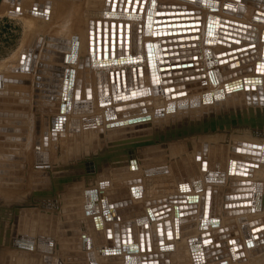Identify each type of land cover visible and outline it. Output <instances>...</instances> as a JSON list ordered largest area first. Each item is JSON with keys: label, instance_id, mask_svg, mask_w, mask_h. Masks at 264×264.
Returning <instances> with one entry per match:
<instances>
[{"label": "rangeland", "instance_id": "rangeland-1", "mask_svg": "<svg viewBox=\"0 0 264 264\" xmlns=\"http://www.w3.org/2000/svg\"><path fill=\"white\" fill-rule=\"evenodd\" d=\"M245 1H246V5L248 4L250 6L252 4V2L249 3L250 1L248 2L247 0ZM214 2L217 3L215 5L216 8L214 7L205 8L196 3L185 1V0L184 1L183 0H173V1L172 0L170 1L169 0H158V1L157 0H52V1L50 0H0V87L10 86L11 78H13L14 80L18 79L19 83L21 84V87L25 89L26 91L30 92L28 93L31 94V98H35V96L38 100H41V99L43 100L46 97L57 98V92H54L49 89H44V87L39 88L38 86V84L45 86L44 83H47V84L50 83V82H46L45 80H52L53 77L51 76V74H57V72H51V71L56 70V69H51L47 66H45L43 69H39L41 68L39 64L44 63V62H50V63L57 64V65L67 66V61L69 59L71 60V53H69V51L54 49V48H57L55 46L56 44L47 42V44L45 45V43L48 37L57 38L59 40L64 39L62 34H60L61 31H59V29L57 30V28L59 27L60 29H64L65 27L68 26L67 24L72 25L70 21L68 22L64 19H65V16L68 15V17L69 16L71 17V15L74 13L77 16L79 27L81 26L79 28V32L77 33L78 36L81 34H82L81 36L88 34V30L91 29L88 24L90 23V26H92L93 28L92 31L96 33L97 32L99 33L107 32L108 34H112V35H115V33H117V31H119L120 28L125 32V27L127 28L130 27L129 29L126 28L127 29L126 32L128 30H131L130 33L129 31L127 32V34L129 33L128 36H131V34H133L132 36L135 35L138 37V39H140L138 43L136 44V47L138 49L139 56L141 57V63L138 66L133 67L135 69L137 89L140 87V85L142 86L141 77L149 80L150 73L146 72L148 71V69L146 70L147 68L146 66H148V64H151L153 62L157 68L161 66L170 67L171 65L181 66V65L190 64L191 66L187 68H179L175 70H170L168 72L165 71L162 73L166 74V73H171V72H182L184 70H190V71L192 70L193 73L190 76L200 77L199 78L200 80H198L197 78L195 79L196 80L195 82V80L192 77L186 76L185 78L175 80L174 81L175 83L172 82L171 84L173 86H171L168 80L172 81L175 78H172V77L161 78L160 77L162 81L159 79V82H161L159 84H161V86L158 84L159 86L157 87L159 89H163V91H165L164 89L174 88V87H177L178 85L185 86V85H193L196 83H201L200 86H194L192 88L184 89V87H181L182 90H180L177 93L172 92V93L167 94L166 96L163 95L162 97H160V98H168L171 101L174 100L173 102L175 103V107L178 109L177 111H175L176 113H178L176 115L177 117H171L169 119H163V117L149 119V118H152L149 116H153L154 114L169 111V110H164L166 108V105L163 102H161L162 100H159V101L157 100L158 103H156L155 100H154L155 102L151 101V96L154 94L152 93L153 92L152 89H151L150 98L149 99L146 98L145 102L143 100L145 98H131L130 99L131 100L130 102L133 104H138L139 100H141L140 108L137 106V113H139V119L144 120L146 119V117H148V119L146 120H148L149 123L142 122L140 126L136 127L138 129L132 128V130L130 129L131 131L118 130L116 132L119 134L124 133V135H128L129 133H132L135 130L136 132L141 131L140 135L144 134L143 136H147L149 135L147 132L151 130V133L153 134L152 141L154 143L159 142L161 144L156 145V146L146 147L147 149L150 148V150L152 151L142 153V155L147 154V157H148V158L143 157L144 160L149 159V158L151 159V157L149 156H152L153 154L154 156H157V157L158 155H161L164 158L165 154L167 153L166 155H168L169 161H170L167 163V161L165 160L164 162L161 161L160 163L159 160H161L162 158L161 156H159L158 158L152 157L151 160L154 161L155 165L154 163H152L151 168H153L154 166L155 167L154 169H159V168H160L159 170L164 169L166 173L161 174V175L149 176V177H146L142 173H140V175L136 177L140 180V183L138 185L141 190V194L137 196L138 198V200H136L137 203L136 202L134 203V199L131 198L133 197L131 190L133 188H136L134 185L133 186H113L118 183V182L116 183L113 181L117 180L116 179L117 176L132 174V173H124V172L129 170L128 167L130 168V164H131L130 157L136 154L135 152L137 151L139 152L140 151L139 149L136 151L135 150H129V151H124V152L117 151L116 154L119 156V158L120 157L122 158V155H123L124 159L120 161L118 159V156L115 155L114 157H116L118 161H116L117 163H111L112 165L109 163V160H108L109 158H111V155L107 154L110 157L108 158V156H106L105 158L106 161L105 159L102 160L104 158L103 157L102 159H98L97 162H95V164L87 167V169L91 170L89 171L88 175L84 174L83 172H80L82 171V168L78 166L77 169H81L79 171L80 175L76 176L74 179H67L66 181H63L62 179H57V177L52 179V182L60 185L58 189H61V190L68 188V187H76V186L80 187L83 185L86 186V183L90 181L91 178L95 179V181L97 182V184L94 185L95 191H97L96 203L99 204L101 208L103 207L102 209L104 211H109L111 213L110 214L111 216L112 214L115 215V211L120 210V208L119 209L112 208L111 205H113L114 207L116 205L120 206L119 204L124 206L125 202L123 203L117 202V203L112 204V203H108L106 201V198L112 195L118 196L120 194H122L124 197V195L126 196L127 194L129 196L128 200L131 202V204L128 206H125L126 209H128L129 207H135L138 203H139L138 206H140L141 204V210L142 208L143 210L145 208L148 209L147 210L148 212L146 210L144 211L145 214L149 213V215H146L148 216V221L146 220L144 227H146L145 229H147V231L148 229L149 231H152L151 232V237H152L151 243H154V242L156 243L157 245L156 250L157 251L164 250L163 246H164L165 241H171L170 245H171L172 251L170 249H167L170 251V257L176 254L178 258H181L182 260H184V264H196L200 262H204V264H216V263L239 264L240 262L246 263L248 259L245 258V256H250V257L256 256V254L254 253L255 249H257L255 243L256 241L257 242L262 241V238H260L259 236H258L259 237L258 239L257 237H255L253 238L255 240H253L245 232L242 233L241 229L239 228V222H241L240 220H232L231 223L226 224L224 229L227 228L225 230L230 232L228 234L226 233V235L224 234L223 230L219 228L221 227V222L218 219L216 220L213 219L214 222L210 223L212 226L211 228H206L205 225L203 226L202 224L203 221L206 220L205 218L207 214L205 213L207 212L208 201H209L205 199L206 191H209L211 193V191L214 188H216L217 185L219 184H223L224 186H227L225 192L229 193V192H233L232 189L234 185L236 184H243L247 186V188L251 187V189H253V185L254 184L257 185L256 183H258V181L264 183V177L260 176L261 173H259V167L255 166L254 164L255 162H251L249 160H248L249 162L243 160L241 163V166L244 163L249 164L250 169L248 170V174L244 176H240V173L238 172L239 174L236 173L237 179L235 178L236 174H234V172L237 166L235 164V161L232 162L234 158L230 153H231V146H233V143H230V141L236 142L237 140H240L239 139L240 136H238V134L237 135L234 134V136H232L231 139L227 137L224 138L223 137L224 134L221 133L223 132V130L225 132V126L223 124L224 122L222 121L223 118H221V116L218 117L220 109H222L221 107L222 104H225L226 100L233 98L231 97L230 92L232 93L233 91L234 93V91L237 92L238 90L240 91L243 89V87L241 86H244V85L241 84L242 83L240 82L241 80H237V82H235L236 79H241L245 77L243 78L245 81L250 79L249 82L254 83L253 81H255V78H259V76H261L260 75L261 72L258 71V68H259V65L264 67V25L261 23L259 24L255 22L253 20V16L251 13L249 14L250 16L249 15L244 16V14L241 16V14L238 15V14H233L231 12L225 11L222 8V6L224 5L222 4L223 0H218V2L216 1ZM219 2L222 5L219 4ZM34 3H36V9L33 7ZM45 9H47V14L44 13ZM65 21L66 23H64ZM74 25L76 26L77 23H75ZM53 28L56 31L53 32ZM112 28L113 29L116 28L117 30L114 29L116 30V32L114 30L110 32ZM216 29L217 30L219 29L220 31H217ZM230 31H232L233 33H231ZM209 33H210V36H209ZM204 35L205 37L207 36L208 38H205ZM213 36H215L216 38H214ZM180 38L182 39L189 38V41L187 43L194 44V47H191V49H189L190 51H188L185 54H182V56L180 57L177 56V59L185 58V57L187 58H185V60L183 59L184 61L182 62L181 60L180 61L177 60V63H174V64H171V63L167 65L163 64L162 61H164L166 58L164 59L162 55L167 54L169 52L164 53L163 51H160L161 45H159V42L162 40L164 41L168 39H180ZM220 38L221 39L223 38V39L221 40ZM52 40L53 39H50V41ZM67 40H70V42L74 41L77 43L76 50L72 54L75 60L78 61L79 59H84V58L87 59V57L89 59L91 58L92 53L89 52L88 49L86 48L85 39L76 37V38H67ZM222 41L225 42L224 43L225 45L223 44ZM187 43L184 42L181 44H187ZM151 44L153 45L152 46L153 47L152 57L151 55L149 56V53L147 51L148 46ZM179 44H180L179 42L175 43V45H179ZM243 47H248L246 52H249L252 49L255 51V53H253L251 57L248 55L252 60L248 64L244 66H240L239 68H235L233 70L224 71V68L221 69V65L219 64V62L225 59L227 60L230 57H233V54L228 55V53L233 50L241 49ZM42 49H45V51L46 49L50 51L53 50L54 53H51L50 51H48L49 54H52V55H47V58L43 59L45 54H42ZM39 54L43 55V57L41 58ZM222 54H224L225 56L220 57V55ZM214 55H215V58H214ZM57 56H60V58L62 57L61 62H56L57 59L55 60V58H57ZM155 57H157L158 59L157 58L155 59ZM100 58L101 57H98V59L96 60L97 66L95 67V71H94V75H96V79H95L96 98H99L100 97L99 94L102 95L103 93L101 79H100L102 68L100 65L98 66V63L100 62L99 60ZM167 58L169 59V57ZM76 66L77 64L73 65L72 67L74 68ZM97 67L100 69L101 72L98 70ZM247 67H251L252 69L251 72L242 74L240 76L231 78L229 80L222 79L223 75L226 76L227 74H230L232 72H235L240 69L247 68ZM133 68H130V74H132L131 70ZM38 72L45 77L40 78L38 76ZM210 72H211V75H210ZM187 73H189V71H187ZM218 73H219V77L217 80ZM147 74L149 76H147ZM208 74L209 76H207ZM215 74H217L216 77H215ZM19 77H21V79ZM177 77L179 78V76ZM54 79L55 78H53V80ZM182 79H184L185 80L184 82H187V83H184ZM211 79L212 81L217 80V83L216 82L213 83ZM57 80L58 79L56 78V81ZM58 81L60 82V80ZM230 81L232 83H230ZM176 82L180 84H176ZM168 84H170L169 87H167ZM155 86H153L152 88H154ZM42 90L54 92V94H44V93H41ZM192 91L194 92L192 93ZM157 93L158 92L156 91L154 94V98L159 97ZM170 94L172 95V97L174 96L172 99H171ZM5 95L18 96L20 94L16 92L6 93L4 91H1L0 93V102H8L9 104H16V101L13 102L12 99L1 97ZM24 95L25 94H22L21 96L25 97ZM206 98L208 99L206 100ZM213 98H216L214 99V101L216 100V103L212 100L213 101V104H212L210 100ZM60 100L61 98H59L58 101H55V103L56 104L59 103ZM148 100L150 103L148 102ZM202 100H204L203 101L205 102L204 104H206V101H207L213 107L214 106L216 107V105L219 106V104L220 106L219 107L217 106L218 109L216 107L215 112H214L215 108L213 109V111L211 108L210 110L211 113H208L209 111L206 110L207 107L204 108L203 105H201ZM234 102H237V101H234ZM145 103H147L148 105L147 104L145 105ZM50 104L54 106L53 103L50 102ZM182 107H185V108L182 110ZM48 108H49V105H48ZM51 109H53L54 111H57V108H53V107L49 108L50 111ZM3 110L10 111V110H20V109L18 106L16 107V106H10L8 104L7 105L0 104V113H6V112H3ZM204 110H206V112H204ZM217 110H219V112ZM24 111H26V108ZM168 115L170 116L171 114H168ZM23 117H25V119L27 118L25 114L23 116L21 115L19 116V118H23ZM59 117L63 119V123H65L66 125L68 124V121L70 120L67 118L68 116L64 117V116H61L60 114ZM2 119L4 118H1L0 116L1 126H5V124H10L8 122H4L5 119L4 121H1ZM35 119L38 120L39 116L35 115L34 120ZM46 119L44 118V120ZM166 120H168L169 122ZM241 120L242 122L237 127L239 128L246 127L247 125L244 123V121L248 122L249 120L247 119H241ZM20 124L26 125L25 120L21 121ZM213 124H215L213 126L214 129H211ZM167 126H170L169 127L170 129ZM159 127L160 128L162 127L163 129L161 128V131L158 132L159 134L157 133V135H155L154 130L159 131L160 130ZM165 127H167L169 131ZM35 129H38V127H35ZM55 129H57V126L55 127ZM200 129H202V131L204 130L208 132L203 131L202 133ZM16 132L22 134V133H25L26 130L25 128H21L18 131L16 130ZM209 135H211L210 136V138L212 137L211 139L209 138ZM214 135L216 136L214 137ZM259 136H260L259 133L244 132L242 138L246 139L247 142L252 143L251 148H254L253 145L260 143L258 139ZM37 137H38V134H37ZM84 137H85V131L82 132V139H84ZM196 137H197V140H199V138H201V140H199V142L198 141L195 142ZM159 138L160 139L162 138V139L158 140ZM59 139H60L59 146L65 147L63 145V144H67L65 141V137L61 136L59 137ZM82 139H80L79 134L74 138V140L78 143L80 141H82V143L87 142V140L83 141ZM7 140H11V137H9ZM95 140H96L95 138L91 139V142ZM67 141H68L67 150H69L70 145H72L73 139L69 138V140ZM209 141L211 143L212 142L214 143L211 144ZM208 142L210 145H207ZM35 144L36 146H38L39 144L37 138H36ZM55 145L56 144L54 141L51 146V155L54 152L53 153L54 156L52 155L54 158H55ZM160 145H162L161 149L160 148L158 149V146ZM206 145L209 147V149ZM213 145H215L217 148ZM163 146L164 147L166 146V147L162 149ZM0 147L4 149V150H0V154H1L0 163L2 164L0 165V187L1 185L2 187H5V184H2V183H6L7 187L8 185L11 186V187L10 186L8 187V189L11 188L9 189L10 191L13 188L12 192L16 188H19V189L24 188L23 181H22L23 183L19 184L21 182L20 175L22 171L18 169H14L15 167H17V165L4 167V164H6L5 161H8L7 156H10V160L14 161L16 164L17 162L18 163L20 162L19 160L23 158V155H22L23 149L21 148L22 145H17V144L8 145V144H4L0 142ZM60 147H58V150H59L58 155L61 157V155H63L65 151H64V148L62 147L60 148ZM105 148L106 146H104V149ZM146 148L143 147L140 149L141 151H144V149ZM215 151H216V154H215ZM67 153H69V151ZM94 154H96V150ZM195 154H197L199 158L201 159L203 158V160L205 161H201L198 164V161L195 158ZM105 155H106V152H105ZM61 159H63V156L61 157ZM229 160L231 161L232 164L230 163ZM178 161H180L179 168L176 166ZM226 161H229V162H226ZM53 162H55V159ZM205 162L207 163V165ZM15 163H11V164H15ZM216 163H217V168L214 167ZM226 163H230L228 164L229 165L228 167ZM257 163H260V162L257 161ZM162 165L165 167H163ZM134 168L137 169L138 167H134ZM142 168L144 170V167ZM232 168L234 170L233 174L231 173ZM1 169L5 171V174L3 173ZM104 169L105 171L107 170V173L103 172ZM114 171L116 173H119L118 171H121L123 174H117V175H113L112 177H110V181H112V188L108 190L109 188L108 175L114 174ZM137 171L138 172L136 173H139V168L137 169ZM14 177H19V179L14 178ZM136 178H132V179L129 178V179L135 180ZM98 181L99 182L103 181L104 183H101V182L99 183ZM12 183L13 184L17 183L18 185L15 184L13 187ZM219 189H222V187L219 186L218 191ZM119 190H126V192H118ZM1 192H4V191L0 190V195H1ZM115 192H118V193L113 194ZM76 194H78V192L74 193L70 197L72 199H75ZM56 195H57V188L51 199L45 200L44 202L42 201L41 203H44L45 205H47L51 201L54 202V199L55 200L57 199ZM101 195L103 198L101 197ZM11 197H10V200H8L10 204H8L9 202H7L6 205H5L6 200L0 197V228H1L0 229L1 230L0 231V264H11V262L12 264H26V261H25L26 255L33 254V255L38 256L39 253L35 251V248L33 250H29V249L27 250V249H22V248L20 249L17 247H13L14 245L17 246V242L12 243L11 241L14 236V233H13L14 231L10 235L11 237L9 239H6L8 234L5 229V226L2 227L4 221H6V218L12 217L11 221H13L16 215V211L24 207L23 203L26 198L24 197V194L23 195L15 194ZM33 198L34 197H32V199ZM131 200H133V202ZM139 200L142 201V203L139 202ZM151 200H155V201L151 202ZM71 201L74 202V200H71ZM76 202H77L76 204L79 203L78 200H76ZM144 202L146 204H144ZM133 203L134 205L135 204L136 205L135 206L132 205ZM76 204L73 203L71 206H68L67 209H70V210H66V209L62 210L63 216L61 217V220L63 222L65 221L68 222L71 220L74 221L73 219L76 220V218L82 216V214H79V213L82 212L83 208L82 206L78 208L77 207L78 205ZM142 204H144L146 207ZM34 205L38 207L37 203ZM12 206H15V207L12 208ZM64 206H65V203H64ZM162 206H165V207L162 208ZM147 207H149L150 209ZM153 207L154 208L161 207L162 208L161 210L163 211L164 214L162 213V215L157 218L152 216L150 210L154 209ZM137 218H131V219H137ZM187 218H192V220L190 222H181ZM111 221L112 220L110 219L107 221V216L101 215L99 216L98 220H95L93 221V223H90V226L88 223L87 226L91 228L92 232L88 231L86 235L94 239V240L92 239V241L95 244V248L92 249L91 247L88 250L87 254L86 253L84 254L83 252L80 251L81 247L76 249L74 247V245L76 244H72L70 245V247H67L65 248L66 250H64L68 252L69 254L62 256L61 252H58L55 250V252L53 253V256L55 257V259L59 260L61 264H106V259L109 257L108 255L110 256L112 255L111 253L112 248L117 249L116 251H118L120 255L125 254L126 250H128L127 249L128 244L126 242V237L123 233L122 235L124 236V240L123 242L122 240H120V237H121L120 230L119 229L116 230V226L115 227L112 226L111 228L107 229V234L109 237H113V238L115 237L116 240L118 239V242L119 244L121 242L120 245L122 247H120V245L118 244V246L116 247L114 246L115 247L114 248L111 244H108L109 237L107 239L105 238V235L102 236L104 230L108 228L107 224ZM186 224H192L194 226L188 229H184ZM136 227L137 226L135 224V226L132 225L130 228L136 231ZM115 230L118 232H116ZM215 230H222L221 235H223L224 238L219 237L220 234L219 236L214 234L215 238L214 236L212 237L215 241L209 244L207 243L205 245H202L201 240H203L204 238H200L201 234L213 232ZM112 234L113 236H111ZM229 234H230V238H227ZM61 240L64 241V239L60 238L59 242ZM218 244L219 246L215 247ZM203 248H207L208 250L206 251L208 252L217 251V250L220 251L219 254H216L217 261L208 260V258L204 257V254L206 251H203ZM69 249H72V250L75 249L73 251L74 253L78 250L80 252H77L78 255H75V254H72L73 253L72 251L69 252ZM18 250L25 251L26 254L19 253ZM135 253H136L135 256L143 254L142 252H139V251H135L134 253H131V254L133 255ZM33 255L30 257H34ZM69 255H71L72 257H70ZM5 259L7 260V262H5ZM37 260L38 259H36L35 261ZM154 262H156L155 264H168L167 261L165 262L164 261H153V263ZM153 263H150V264H153Z\"/></svg>", "mask_w": 264, "mask_h": 264}, {"label": "bare ground", "instance_id": "bare-ground-1", "mask_svg": "<svg viewBox=\"0 0 264 264\" xmlns=\"http://www.w3.org/2000/svg\"><path fill=\"white\" fill-rule=\"evenodd\" d=\"M50 1H52V0H50ZM185 1L196 3L202 7H205V8L206 7L216 8L215 5L217 3H215L214 1L218 2V0H214V1H212V0H185ZM248 1H250L249 3L252 2V4L250 5L252 7H250L248 4H247L248 5L247 6L245 0H223L222 4H224V5L222 6V8L225 11L231 12L233 14H238V15L241 14V16L243 14L245 16V15H249L251 13L253 16V20L255 22H257L259 24L261 23L264 25V9H263L264 8V3H263L264 0H261V1L260 0H247V2ZM219 4H221V3L219 2ZM33 7L36 9V3L33 4ZM261 8H262V10H261ZM220 9H221V7H220ZM214 11H215V9H214ZM155 13H157V12H155ZM64 20H66L68 22L70 21L72 24V25L67 24L68 25L67 27H65V25H64V27H65L64 29H60L59 27L57 28V30L59 29V31H61L60 34H62L64 39L59 40L57 38H49L48 37L46 39L45 45L47 44V42L48 43L50 42L52 44H56L55 46L57 48H54V49L69 51V53H71V60L69 59L67 61V66L57 65V64L50 63V62H44V63L39 64V66L41 67L39 69H43L45 66H47L51 69H56V70L51 71V72H57V74H55V76H52V77L55 78L54 80H56V78H57L58 80H60V82L57 80V84L53 83V82H51L52 84L51 83H48V84L44 83V85L46 86V87H44V89H49V90H52L54 92H57V98H50V99H45V100L44 99L38 100L36 98V96H35V98H31V94H29L30 92L26 91L25 89H23L21 87V84L19 83L18 79L14 80L13 78H11V82H10L11 85L10 86L0 87V93H1V91H4L6 93L16 92V93L20 94L18 96H9V95L1 96L3 98L12 99L13 102L16 101V104H9L8 102H0V104H4V105L8 104L10 106H16V107L18 106L20 110H10V111L3 110V112H6V113H4L5 116L1 117V118H4L5 121H4V119H2L1 121L8 122L10 124H5V126L0 125V132H1L0 133V142L4 143V144H8V145L9 144L22 145L21 148L23 149V154H22L23 155V158H22L23 161H22V159H20L19 160L20 162L19 163L17 162V164H16L14 161L10 160V156H7L8 161H5L6 164H4V167L17 165V167H15L14 169H18V170L22 171L21 175H20L21 182L19 184L24 182V188H21V189L16 188L13 192H12L13 188L11 191L9 190L11 188L8 189V187L10 185H8V187H7L6 183H2V184H5V187H2V185H1L0 190H2L4 192H1L0 197L6 200L5 205L7 202H9L8 200H10V197L15 195V194H22V195L24 194V197H26L24 200V203H23L24 207L16 212L14 220L11 221L12 217H8V218H6V221H4V223H3L2 227L5 226V229H6L7 234H8V236H7L8 238L6 237V239H9L11 237L10 235L14 231L13 232L14 236H13L11 241H12V243L17 242V246L14 245L13 247H17L20 249L21 248L27 249V250L28 249L33 250L35 248V251L38 252L39 255L38 256L33 255V254L26 255V259H25L26 264H30V263L31 264H61V262H59V260L55 259V257L53 256V253L55 252V250L58 252H61V254L63 256V255L69 254L68 252H66L64 250H66L65 248L70 247V245H72V244H76V245H74V247L76 249L81 247L80 251L83 252L84 254L85 253L87 254L88 250L91 247H92V249L95 248V244L92 241L93 238L86 235L88 233V231L92 232L91 228L88 227L87 225L89 223V226H90V223H93V221L98 220L99 216L104 215V216H107V221L109 219L112 221L107 224L108 228H106V230H104L102 236L105 235V238L108 239L109 236L107 234V229L111 228L112 226H114V227L116 226V230H118V229L120 230V235H121L120 240H122V242H123L124 236L122 234L124 233V235L126 237V242L128 244L127 245L128 250H126V253L123 255H120L119 252L116 251L117 249L112 248L111 249L112 251L110 250L112 255L111 256L108 255L109 257L106 259V264H150V263H153V261H164V262L167 261L168 264H184V260H182L181 258H178L176 256V254H174L172 257H170V251L167 249L171 250V245H170L171 241H165L164 246H163L164 250H161V251L156 250V247H157L156 243L155 242L151 243V239H152L151 232L152 231H149V229L147 231V229H145L146 227H144L146 220L148 221V216H146V215H149V213H147L148 209L145 208L143 210V208H142V210H141V204H140V206H138L139 203L137 205L135 204L136 206L134 205L136 200H138L137 196H139L141 194V190H140V187L138 185L140 183V180L136 177L139 176L140 173H142L146 177L161 175V174L166 173V171L164 169L163 170H159L160 168L154 169L155 168L154 166H153V168H151L152 163H154V161L151 160L152 157L153 158L157 157V156H154V154L153 155L151 154L152 156H149V157H151V159L149 158L150 160L146 159V158L145 159L147 161L144 160L142 153L152 151V150H150V148L149 149L146 148V149H144V151H141V149H139L140 150L139 152L138 151L135 152L136 154H134L133 156L130 157V159H131L130 168L128 167L129 170L127 169L128 171H126L124 173H132V174L117 176V178H116L117 180L113 181L116 183L118 182L117 184H115L113 186H133L134 185L136 188H133L131 190L132 196H133L131 198L134 199V203L132 205H134L135 207H129L128 209L125 208V206H128L131 204V202L128 200L129 196L127 194H126V196L124 195V197L122 194H120L118 196L112 195V196L106 198V201L108 203H112V204L117 203V202H121V203L125 202L124 206H122L121 204H119L120 206L116 205L115 207L113 205H111L112 208H118V209L120 208V210L115 211V215L112 214V216L110 215L111 213L109 211H104L102 209L103 207L101 208L100 205L96 203L97 191H95L94 185H96L97 182L95 181V179L91 178L90 181H88L86 183V186L83 185L80 187H78V186L68 187V188H65L63 190L58 189V187L60 185L52 182V179H54L55 177H57V179H62L63 181H66L67 179H74L76 176L80 175L79 171L81 169H77L78 166L82 168V171H80V172H83L84 174L88 175L89 171H91V170L87 169V167L95 164V162H97L98 159H102L104 157L102 159V160H104L106 158V156H108V155H111V157L112 156L114 157L115 155L118 156L116 154V152H108L109 151L108 150V147H109L108 143L109 142L111 143V141L120 140L124 136V133L119 134L116 131H118V130H120V131L124 130L125 131V129L128 130V129L136 128V127L140 126L142 124V122H148L149 123V121L146 120V119H148V117H146V119H144V120L139 119V113H137V106L140 108V101L141 100H139V102H138L139 105H138V104L131 103L130 102L131 98H145V99H143L145 102L146 98L149 99L151 96V89L153 91L152 93H154V94L157 91L158 92L157 94L159 97L154 98V94H153L151 96V101L155 100L156 103H158L157 100L158 101L162 100L161 102H163L166 105V108L164 110H169V111L162 112L160 110L162 113H158V114H154L153 116H149V117H152L149 119L161 118V117H163V119H169L171 117H177L176 115L178 113H176L175 111H177L178 109L175 107V103L173 102L174 100L171 101L168 98H160V97H162L163 95L166 96L167 94L172 93V92L177 93L180 90H182L181 87H184V89H187V88H192L194 86H200L201 85V83H196L193 85H185V86H179L178 85L177 87L167 88V89H164L165 91H163V89H159L157 87L159 85L161 86V84H159V83H161V82H159L160 77L161 78H170V77L175 78L171 81V83L172 82L175 83L174 82L175 80L185 78L186 76L192 77L194 80L197 78H198V80H200L199 79L200 77L190 76L193 73L192 70L191 71L190 70H184L182 72H171V73H166V74L162 73L165 71L168 72L170 70H175V69H179V68H187V67L191 66L190 64L181 65V66H178V65L172 66L171 65L170 67H166V66L162 67L161 66V67L157 68L154 65L153 61H152L153 63H151V64H148L146 62L148 64V66H146L147 68L146 67L145 68H146V70L148 69V71H146V72L150 73L149 74L150 78H149V80H147L146 78L141 77L142 86L140 85V87L137 89L135 69L133 67L138 66L141 63V57L139 56V52H138V49L136 47V44L138 43V41L140 39H138V37L135 35L132 36L133 34H131V36H128L131 30H128L129 31L128 34H127L128 31L126 32V30L129 29L130 27L127 28L122 24L125 27V32L120 28V30L117 31V33H115V35H112V34H108L107 32H100V33L97 32L96 33L94 31H92L93 28H92V26H90V23H88L89 27L91 28L88 30V34H86L84 36H81L82 35L81 34L78 36L77 33L79 32V28L81 26L79 27V23L77 21L76 14L75 13L72 14L71 17L70 16L68 17V15H67V16H65ZM66 21L64 23H66ZM75 23H77L76 26L74 25ZM29 24H31V23H29ZM62 24H63V22H62ZM124 27H123V29H124ZM234 27H236V26H234ZM114 29H116V28H114ZM114 29L112 28L110 30V32ZM116 30H114V31L116 32ZM54 31H56V30L53 28V32ZM210 33H209V36H210ZM76 37H79L81 39H85L86 48L88 49L89 52L92 53L91 54L92 56L90 59L87 57V59L84 58V59H79L77 61L73 57L72 54L76 50L77 43L74 41L70 42V40H67V38H76ZM204 37H205V35H204ZM213 37L216 38L215 36H213ZM205 38H208V37L206 36ZM50 39H53V40L50 41ZM183 39H184V41H185V39H187L189 41V38H183ZM168 40H171V39H168ZM168 40H164V41L162 40L159 42V45H161L160 51H163L164 53L169 52L167 54L162 55V57H164V59L169 57V60H172V59L174 60L175 57H177V53L188 52V51H190L189 49H191V48H185V49H183L184 51L179 50V52H178V50H177L176 51L177 53H175V50H169V49H167L168 48L167 46L168 45L174 46L175 43L179 42V41L167 42ZM176 40H178V39H176ZM141 43H143V42H141ZM152 46H153L152 44L149 45L148 48L145 46L147 48L149 56L151 55V57L153 55V47ZM247 48L248 47H243L241 49L233 50V51L229 52L228 55L233 54V57H230L227 60L225 59L223 61H220L219 64L221 65V69L224 68V71H226V70L228 71V70H233L235 68H239L240 66H244V65L248 64L252 60L250 57L253 53H255V51L252 49L249 52H246ZM48 51H50V50L46 49V51H45V49H42V54H45V55L43 57V55L39 54L40 57L41 58L43 57V59H46L47 55H52V54H49ZM180 51H182V52H180ZM50 52L54 53L53 50ZM221 56H225V55L222 54V55H220V57ZM98 57H101L99 59L100 62L98 63V66L100 65L102 68V70H101L102 73H101L100 79H101L102 92L103 93H102V95L99 94V96H100L99 98H96V89H95L96 75H94V71H95V67L97 66L96 60L98 59ZM156 58L157 57H155V59ZM56 59H57L56 62H61L62 57L60 58V56H57V58H55V60ZM180 59H183V58H180ZM160 60H162V59H160ZM184 60H185V58H184ZM155 61H157V60H155ZM163 62L164 61H162V63ZM169 63L174 64L177 62H169ZM230 63H232L231 65L233 67H230V68L226 67V65L230 64ZM75 64H77V66L73 68L72 66ZM163 64H165V63H163ZM130 68H133L131 70L132 74H130ZM263 69H264V67L259 65L258 71L261 72L260 73L261 76L258 75L259 78H255V81H253L254 83H252V82L250 83L249 82L250 79L245 81L243 79L245 77H243L241 79H236L235 82H237V80H241L240 82H242L241 84H243L244 86H241L240 84L239 85L241 87H243V89L241 88L242 90H240V91L238 90L237 92L234 91V93L232 91L233 94L230 92V95L233 98H230V99L228 98L229 100H226L225 104H222V106H221L222 109H220V112H219V110H217L219 112V114L216 112L218 114V117L221 116V118H223L222 121L224 123L221 122L225 126V132H224V130H223L224 133L221 132L222 134H224L223 137L224 138L227 137V138L231 139V137L234 136V134H236V135L238 134V136H240V138H239L240 140H237L236 142L230 141V143H233V146H231V153L230 154L234 158V160L232 162L235 161V164L237 166L236 169L239 168V166H241V163L243 160H245L247 162H249V161L255 162L254 164H255V166L259 167V173H261L260 176H262V177H264V126L263 125L253 126L249 123L250 121H248V122L244 121V123L247 125L246 127H240L239 128L237 126L242 122L241 119L249 120L248 118H251V120L253 122H256V123H257V121H262L264 119V70ZM98 70L100 71L99 68H98ZM251 70H252L251 67L243 68V69H240L238 71L227 74L226 76L223 75L222 79L223 80H229L231 78L240 76L242 74L249 73V72H251ZM158 71L160 72V74ZM187 71H189V73H187ZM217 72H218V70H217ZM182 73H184V74H182ZM149 75L147 74V76H149ZM210 75H211V72H210ZM216 75L217 74H215V77H216ZM38 76L40 78L45 77L42 74H40L39 72H38ZM142 76H144V75H142ZM177 76H179V78ZM207 76H209V74ZM218 77H219V73L217 75V80H218ZM19 78L21 79V77H19ZM202 78H203V76H202ZM210 78H211V76H210ZM217 80L212 81V79H211V81L213 83L214 82L217 83ZM168 81H170V80H168ZM182 81L184 82L185 80L182 79ZM195 82H196V80H195ZM184 83H187V82H184ZM230 83H232V82L230 81ZM170 84H168L167 87H169ZM176 84H180V83L176 82ZM176 84H174V85H176ZM38 86H39V84H38ZM153 86H155V87L152 88ZM171 86H173V85L171 84ZM207 86H209V85H207ZM98 87H99V85H98ZM134 88H135V91L132 92L131 90H133ZM122 89L125 92L121 95ZM140 90H142V91H140ZM193 92L194 91H192V93ZM2 94H3V92H2ZM22 94H25L24 95L25 97L21 96ZM129 94H131V95H129ZM170 96H171V99L174 97V96L172 97L171 94H170ZM237 97H239V98H237ZM59 98H61V100L59 103H57L58 104L57 105L55 103V101H58ZM21 99H23V100H21ZM24 99H26V100H24ZM207 99L208 98H206V100ZM214 99H216V98H213L210 100L212 102V104H213ZM47 100H49V101H47ZM169 100H170V102H169ZM203 101L204 100H202L201 105H203L204 108L207 107L206 110L209 111L208 113H211L210 112L211 108H212V111L215 108L214 109V112H215L216 107L218 105H216V107L215 106L213 107V106H211V104H209V102L206 101V104H204L205 102H203ZM234 101H237V102H234ZM50 102L53 103L54 106H52L50 104ZM148 102H149V100H148ZM214 102L216 103V100ZM135 103H137V102H135ZM163 103H162V105H163ZM45 104L47 106H45ZM146 104L147 103H145V105ZM48 105H49V108H52V107L57 108V111H54L53 109H51V111H50L48 108ZM55 105H57V106H55ZM162 105H160V106H162ZM219 106H220V104H219ZM218 107H217V109H218ZM25 108H26V111H24ZM184 108L185 107H182V110ZM206 110H204V112H206ZM202 111H203V109H202ZM195 112H196V110H195ZM24 114L27 116L26 119H25V117L19 118L20 115L23 116ZM60 114H61V116H64V117L68 116L67 118L70 119L68 121L67 125L65 123H63V119L59 117ZM168 114H171V115L169 116ZM35 115L39 116L38 120H36V119L34 120ZM180 116H182V115H180ZM231 116H233L234 118H232ZM44 118L45 119L47 118V119L44 120ZM24 120L26 122V125L25 124L21 125L20 124L21 121H24ZM219 120H221V119H219ZM166 121H168V120H166ZM182 124H184V123H182ZM56 126H57V129H55ZM224 126H222V127H224ZM35 127H38V129H35ZM45 127H46V129H45ZM167 127L169 128L170 126H167ZM21 128H25L26 132L22 133V134L17 133L16 130L18 131ZM52 128H53V130H52ZM169 129H168V131H169ZM241 129H243V130H241ZM83 131H85L84 139H82V132ZM200 131L203 133L204 130L202 131V129H200ZM204 132H208V131H204ZM244 132H246V133L247 132L259 133L260 136L258 139H259L260 143L253 145L254 148H251L252 143L247 142L246 139L242 138ZM214 133H215V131H214ZM37 134H38V137H37ZM78 134H79L80 139H82L83 141L87 140V142L82 143V141H80V140H79L80 141L79 143L76 142L74 140V138ZM209 134H210V132H209ZM204 135H206V134H204ZM204 135H202V136H204ZM61 136L65 137V141L67 143V144H63L65 147L61 146L62 148H64V151H65V153H63V155H61V157L63 156V159H61V157L58 155V151H59L58 147H60L59 146V143H60L59 137H61ZM202 136H201V138H202ZM210 136L211 135H209V138H210ZM215 136L216 135H214V137ZM9 137H11V140H7ZM198 137H200V136H198ZM36 138H37L38 143H39L38 146H36V144H35ZM69 138L70 139L72 138L73 142H72V145H70L69 150H67L68 149V146H67L68 141L67 140H69ZM94 138L96 140L91 142V139H94ZM201 138H199V140H201ZM161 139L159 138L158 140H161ZM199 140H197V137H196L195 142L196 141L199 142ZM54 141L56 144L55 145V158L53 157L54 152L52 153L53 156L51 155V146H52V143ZM205 141H206V139H205ZM209 142L207 143V145H210ZM213 143L214 142H212L211 144H213ZM159 144H161V143H159V142L154 143L153 142V145H155V146L159 145ZM104 146H106L105 149H104ZM161 146L162 145L158 146V149L159 148L161 149ZM213 146H215V145H213ZM165 147L163 146L162 149ZM155 149H157V148H155ZM208 149H209V147H208ZM0 150H4V149L0 147ZM95 150H96V154H94ZM68 151H69V153H67ZM216 151H215V154H216ZM253 151H255V152H253ZM105 152H106V155H105ZM166 152H167V150H166ZM166 154H165L164 158L161 155H158V157L159 156L162 157L161 160H159L160 163H161V161L164 162L165 160L167 161V163L170 162L169 157ZM109 157L110 156H108V158ZM122 157H123V155H122ZM214 157H215V155H214ZM195 158L197 159L198 164L201 161H205V160H203V158L202 159L199 158L197 156V154H195ZM54 159H55V162H53ZM206 159H208V158H206ZM105 161H106V159H105ZM229 161H226V162H229ZM257 161L260 163H257ZM11 163H15V164H11ZM230 163H231V161H230ZM230 163H226L227 167L229 166L228 164H230ZM0 165H2V164L0 163ZM154 165H155V163H154ZM206 165H207V163H206ZM176 166L179 168L180 161L177 162ZM134 167L139 168V173H136V172H138L137 171L138 168L136 169ZM142 167H144V170ZM163 167H165V166H163ZM214 167L217 168V163L214 165ZM54 168H56V169H54ZM166 170H167V168H166ZM143 171H145V172H143ZM118 172L119 173H116L114 171V174L108 175V180H109L108 190H110V188H112V181H110V177H112L113 175H117V174H123L121 171H118ZM219 172H221V171H219ZM3 173L5 174V171H3ZM225 173H227V172H225ZM237 174H239V173H237ZM237 174L235 176L236 179H237ZM62 175H63V177H62ZM14 178L19 179V177H14ZM14 178H13V180H14ZM129 178H131V179L136 178V179L131 180ZM120 180H122V181H120ZM141 180H142V178H141ZM7 182H8V180H7ZM101 183H104V182L102 181ZM141 183H142V181H141ZM259 183H261V184H259ZM15 184H17V183H15ZM15 184H13V187ZM256 184L257 185H255V184L253 185V189H251V187L247 188V186H245L243 184H236V185H234V187L232 189L233 192H229V193L225 192L227 186H224L223 184H219V185H217L216 188H214L211 191V193L209 191L205 192V199H207V201L208 200L209 201H208L207 212L206 213L204 212L205 214H207V216L205 218L206 220H204L202 223L203 226L205 225L206 228H211L212 226L210 223L214 222L213 219H215V220L218 219L221 222V227H219V228H221L223 230L224 234L226 235V233L227 234L230 233L229 231L225 230L227 228L224 229L226 224L231 223L232 220H240L241 222H239V228L241 229L242 233L245 232L246 234L249 235V237L251 239H253L255 237H257V239L259 237L262 238V241H259V242L256 241V243H255L257 249H255L254 253L256 254V256H254V257L245 256V258H247L248 261L246 263L240 262L239 264H264V183L258 181V183H256ZM44 185H45V187H44ZM219 186H221L222 189H219V191H218ZM56 188H57V195H56L57 199L56 200L54 199V202L51 201L47 205H45L44 203H41L42 201L44 202L45 200L51 199L53 194L55 193ZM76 192H78V194H76L75 199H72L70 196H72ZM118 192H126V190H119ZM118 192H115L113 194H117ZM156 193H157V191H156ZM222 193H223V195H222ZM101 194H102V192H101ZM32 197H34V198L32 199ZM101 197H102V195H101ZM76 198H78V199H76ZM18 199H19V197H18ZM71 200H74V202H72ZM76 200L79 201L78 204H76L77 203ZM131 201L133 202V200H131ZM104 202H105V200H104ZM139 202L142 203V201H140V200H139ZM36 203L38 204V207H36L34 205ZM64 203H65V206H64ZM68 203H69V205H68ZM73 203L78 205L77 206L78 208H80L82 206L83 210L81 209L82 212L79 213V214H82V216L78 217L80 219L76 218V220L72 218L74 221H72L70 219L71 221L63 222L61 220V217L63 216L62 210H64V209L70 210L67 208H68V206H71ZM8 204H10V202ZM144 204H146V203L144 202ZM144 204H142V205H144ZM104 205H105V203H104ZM9 206H11V205H9ZM13 207H15V206H12V208ZM164 207L165 206H162V208H164ZM122 208H124V209H122ZM147 208H149V207H147ZM162 208L157 207V208L151 209L150 212H151L152 216H154L156 218L161 216L163 213V211L161 210ZM104 209H105V207H104ZM106 209H108V208H106ZM145 210L147 211L146 212L147 214L144 213ZM143 215H145V216H143ZM218 215H220V216H218ZM140 216H142V217H140ZM200 216H202V215H200ZM137 217H139V218H137ZM131 218H137V219H131ZM191 220H192V218H187L181 222H190ZM147 223H149V222H147ZM135 224L137 226L136 231H134L130 228L132 225L135 226ZM193 226L194 225H192V224H186L184 229H188V228H191ZM149 228H150V226H149ZM222 230H215L213 232L201 234L200 238L206 239V240H204V239L201 240V244L205 245L207 243L209 244V243H212L213 241H215L212 237V236H214V234H216L217 236H219V234H220L219 237L222 238L223 237V235H221ZM116 232H118V231H116ZM252 233H254V234H252ZM93 235H94V233H93ZM106 235H107V237H106ZM111 236H113V234ZM60 238L64 239V241H66V242H64L63 240H61L59 242ZM112 238L113 237H109L108 244H111L113 247L118 246V244H119L118 239L116 240L114 237L112 240ZM214 238H215V236H214ZM227 238H230V234ZM253 240H255V239H253ZM120 244H121V242H120ZM120 247H122V246L120 245ZM215 247H218V246H215ZM74 250L75 249H73V250L69 249V252L70 251L73 252ZM206 250H208V249L203 248V251H206ZM80 251L78 250L75 253L73 252L72 254L78 255L77 252H80ZM135 251L142 252L143 254L135 256L136 255V253H135V254H133L134 255L133 256L131 253H134ZM18 252L22 253V254H26L25 251H19L18 250ZM219 252L220 251H218V250L217 251H211V252L206 251L204 254V257L208 258V260L217 261L216 254H219ZM167 253L169 254V256ZM32 255L34 257H30ZM69 256L72 257L71 255H69ZM36 259H38V260L35 261ZM149 261H150V263H149ZM5 262H7L6 259H5ZM235 262H236V260H235ZM155 263L156 262H154L153 264H155ZM11 264H12V262H11ZM196 264H204V262H200V263H196ZM216 264H221V263H216Z\"/></svg>", "mask_w": 264, "mask_h": 264}, {"label": "water", "instance_id": "water-1", "mask_svg": "<svg viewBox=\"0 0 264 264\" xmlns=\"http://www.w3.org/2000/svg\"><path fill=\"white\" fill-rule=\"evenodd\" d=\"M18 11V10H17ZM16 11V12H17ZM44 13H46L47 14V9H45L44 10ZM217 30V29H216ZM217 31H220V30H217ZM35 58V57H34ZM232 63H230V64H228L226 67H228V68H230V67H233L232 65H231ZM48 75V74H47ZM51 76H55V74H51ZM41 80V79H40ZM46 82H53V83H57V81L56 80H45ZM39 87L40 88H42V87H46V86H43V85H39ZM124 89V88H123ZM122 89V92H121V95L125 92L124 90ZM134 91H135V88L133 89ZM133 90H131L132 92H133ZM137 90V89H136ZM130 91V92H131ZM41 93H44V94H54V92H49V91H44V90H42V92ZM128 94V93H127ZM129 95H131V94H129ZM50 98H52V97H46V98H44V99H50ZM45 106H47L46 104H45ZM0 116L1 117H4L5 116V114L4 113H0ZM232 118H234L233 116H231ZM231 118V119H232ZM249 119V123L251 124V125H253V126H255V125H258V126H261V125H263L264 126V119L262 120V121H257V123L256 122H253L252 120H251V118H248ZM235 120V119H234ZM236 121V120H235ZM256 123V124H255ZM213 126H214V124L212 125V128L211 129H213ZM167 128V127H166ZM136 129H138V128H136ZM132 130V129H131ZM130 129H126L125 131H131ZM161 131V128H160V130L159 131H156V130H154V134L155 135H157V133L158 132H160ZM149 135H147V136H143V135H140L141 134V131H139V132H136L135 130H134V132H132V133H129L128 135H124V137H122V139H120V140H115V141H111V143L109 142L108 143V145H109V147H108V152H117V151H122V152H124V151H129V150H138V149H140V148H146V147H151V146H155V145H153V141H152V133H151V130L149 131V132H147ZM126 136V137H125ZM143 136V137H142ZM254 147V146H253ZM147 154H144L143 155V157H147L146 156ZM119 158V157H118ZM124 158L122 157H120L119 158V160L120 161H122ZM109 160V163L111 164V163H117L116 161H118V159L117 158H115V157H111V158H109L108 159ZM112 165V164H111ZM234 168V167H233ZM233 168L231 169L232 171H231V173L233 174V172H234V170H233ZM103 172L104 173H107V170L105 171V169L103 170ZM235 173V172H234ZM236 174V173H235ZM17 212V211H16ZM1 229V228H0ZM1 231V230H0Z\"/></svg>", "mask_w": 264, "mask_h": 264}, {"label": "crops", "instance_id": "crops-1", "mask_svg": "<svg viewBox=\"0 0 264 264\" xmlns=\"http://www.w3.org/2000/svg\"><path fill=\"white\" fill-rule=\"evenodd\" d=\"M153 201H155V200H151V202H153Z\"/></svg>", "mask_w": 264, "mask_h": 264}, {"label": "built area", "instance_id": "built-area-1", "mask_svg": "<svg viewBox=\"0 0 264 264\" xmlns=\"http://www.w3.org/2000/svg\"><path fill=\"white\" fill-rule=\"evenodd\" d=\"M156 213V212H155Z\"/></svg>", "mask_w": 264, "mask_h": 264}]
</instances>
